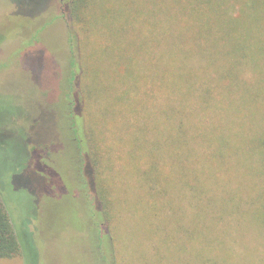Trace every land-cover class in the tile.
I'll list each match as a JSON object with an SVG mask.
<instances>
[{
  "label": "trees",
  "instance_id": "16d2710c",
  "mask_svg": "<svg viewBox=\"0 0 264 264\" xmlns=\"http://www.w3.org/2000/svg\"><path fill=\"white\" fill-rule=\"evenodd\" d=\"M250 1L248 7L245 0H65L71 18V73L79 71L85 98L97 101L96 108L85 103L72 125L78 126L74 131L85 156L83 181L88 179L100 198L115 245L125 233L120 228L123 198H142L152 209L146 225L159 237L153 264H162L170 252L185 255L188 264H223L219 251L226 248L229 234L204 212V199L212 198L215 157L218 170L225 172L226 151L234 150L235 156L242 149L235 146L225 118L219 120L224 130L220 125L215 129L213 98L218 96L215 105L222 111L223 92L208 72L226 66L229 90L238 85L233 73L239 75L241 67L262 71L264 0ZM194 56L206 62L194 63ZM246 105L242 102L241 108L248 109ZM245 135L253 141L244 151L264 149V135L255 136L252 127ZM156 148L166 153L163 160L152 152ZM106 169L111 187L102 176ZM171 190L181 193L178 198H184L185 190L191 198H201L185 234L189 251L186 236L166 232L165 219L158 215L160 198H173ZM259 213L264 225V210ZM20 251L0 196V259Z\"/></svg>",
  "mask_w": 264,
  "mask_h": 264
},
{
  "label": "rangeland",
  "instance_id": "374dc122",
  "mask_svg": "<svg viewBox=\"0 0 264 264\" xmlns=\"http://www.w3.org/2000/svg\"><path fill=\"white\" fill-rule=\"evenodd\" d=\"M70 28L65 0H0V196L21 245L17 255L0 259V264H153L159 237L146 225L152 209L142 198H123L120 228L125 233L115 245L99 209L100 198L89 180L83 181L85 156L74 131L78 126L72 125L85 103L96 108L97 101L85 98L79 71L71 73ZM260 43L264 47V39ZM200 60L206 62L194 56V63ZM261 66L262 71H256L247 64L239 75L233 73L238 85L233 82L229 90L226 66L208 72L223 92L222 111L215 105L218 96L213 98L215 129L220 125L224 130L219 120L225 118L235 146L242 149L235 156L234 150L226 151L225 172L218 170L215 157L212 198L204 199V212L215 217L220 232L229 234L226 248L219 251L223 264H264V225L259 221L264 210V149L243 150L253 141L245 135L250 127L255 136L264 135V61ZM244 101L248 109L241 108ZM152 152L158 160L167 156L157 148ZM109 171L102 176L111 187ZM185 191L184 198L172 190L173 198H160L158 215L173 236L190 231L191 214L201 201ZM185 241L189 251L190 239L186 236ZM169 255L162 264L189 262L185 255Z\"/></svg>",
  "mask_w": 264,
  "mask_h": 264
}]
</instances>
